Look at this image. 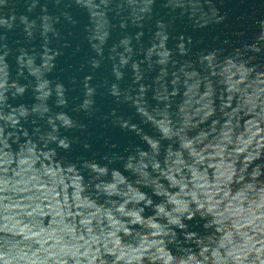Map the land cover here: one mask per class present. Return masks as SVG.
<instances>
[{"label":"water","instance_id":"obj_1","mask_svg":"<svg viewBox=\"0 0 264 264\" xmlns=\"http://www.w3.org/2000/svg\"><path fill=\"white\" fill-rule=\"evenodd\" d=\"M0 264H264V0H0Z\"/></svg>","mask_w":264,"mask_h":264}]
</instances>
